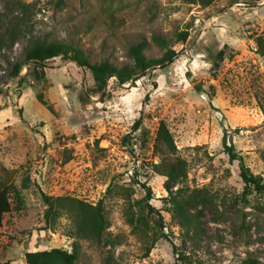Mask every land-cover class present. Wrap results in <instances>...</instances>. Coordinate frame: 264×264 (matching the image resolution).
Here are the masks:
<instances>
[{
	"label": "rangeland",
	"instance_id": "rangeland-1",
	"mask_svg": "<svg viewBox=\"0 0 264 264\" xmlns=\"http://www.w3.org/2000/svg\"><path fill=\"white\" fill-rule=\"evenodd\" d=\"M10 26L13 43L0 39V187H8L12 208L0 224V264H27L26 250H70L74 240L75 264H241L248 256L264 264V196L245 192L239 174L242 161L264 180V54L255 46L264 0H0V36ZM181 29L188 36L172 43L182 49L178 57L125 83L110 76L103 94L90 89L87 68L60 56L44 61L40 79L30 61L11 74L35 39L70 41L91 61L121 64L130 60V43L144 39L145 53L159 56L152 35L173 40ZM161 120L173 153L154 146ZM224 133L240 157L229 159ZM164 155L185 161L173 189L201 188L208 198L188 207L201 211L198 228L172 216L166 176L155 165ZM142 182L155 209L147 224L132 227L127 216L145 194ZM41 192L102 199L103 240L72 234L66 213L46 228Z\"/></svg>",
	"mask_w": 264,
	"mask_h": 264
},
{
	"label": "trees",
	"instance_id": "trees-1",
	"mask_svg": "<svg viewBox=\"0 0 264 264\" xmlns=\"http://www.w3.org/2000/svg\"><path fill=\"white\" fill-rule=\"evenodd\" d=\"M189 1H197L203 5H207L213 0ZM187 36V29L177 31L173 40L160 34H153L152 40L162 49V53L159 56H148L145 53L147 47L146 40L140 39L132 42L127 46V55L130 60L121 64L114 63L108 58L91 61L88 54L81 46L70 41L35 39L25 46L23 60L13 63L11 74H18L21 67L30 61L32 63L30 71H32L35 79H40L45 75L44 61L54 56H60L65 59H71L75 61L77 65L87 68L93 80V85L90 89L94 92L96 91L103 94L110 76H114L119 83H125L136 79L150 68L163 66L173 61L178 57L182 49L175 48L172 43H183ZM14 37V26H10L6 28L2 36H0V39H8L9 43L12 44ZM255 46L257 52L264 54V29L261 33L256 35ZM224 53V49L220 48L216 53L217 59H222ZM217 63V60H214L215 66ZM27 67H30V64L27 65ZM37 99L50 108L41 92L37 93ZM140 121V117L136 118L132 123V129L138 128ZM222 144L230 160L240 157L239 154L236 153L233 144L230 142L227 143L225 133L222 136ZM162 145L166 147L167 152L173 153L176 149L172 134L163 120L158 124L154 142L155 147L165 152L161 148ZM175 157V159H170L167 155H164L161 161L155 163V165L156 167H160L158 171L166 176L164 187L169 193L168 197L172 205V216L177 219L179 224L186 228H198L200 225L199 217L201 211L198 208L194 212H191L188 210V207H195L197 200L204 203L208 198L200 192L199 189L201 188H194L193 193L183 189L182 185L173 189L172 184L180 183L186 175L185 161L179 156ZM239 174L243 181V189L245 192L255 190L264 196V180L260 174L253 173L242 161H240ZM142 185L145 188V194L143 197L136 200V213L127 216L128 222L132 227H140L147 224L148 220L146 215L155 209L148 202L152 193L150 187L144 182H142ZM25 186L26 183L23 182L22 187ZM12 190L17 201V207H19L22 203L20 191L16 187H13ZM41 196L46 204L43 213L46 228H52L56 224L58 217L66 213L73 220L71 227L72 234L77 237H86L96 242L103 240L104 231L109 226V219L105 212L102 199L92 203L70 195H50L41 192ZM145 206L147 207L146 209ZM11 208L12 204L8 187H0V224L4 213ZM161 219L160 216L158 220L160 227L163 226ZM155 239L156 238H153L152 243ZM72 245V249L70 250L61 246L26 250L24 252V258L27 264H75L80 246L77 240H74ZM150 245L152 246L153 244ZM150 245L147 246V249L150 248ZM174 264L179 263L174 262ZM241 264H258V261L256 258L248 256L242 260Z\"/></svg>",
	"mask_w": 264,
	"mask_h": 264
}]
</instances>
